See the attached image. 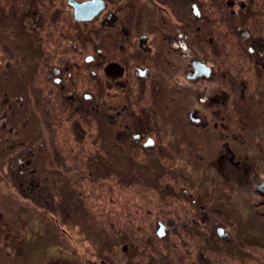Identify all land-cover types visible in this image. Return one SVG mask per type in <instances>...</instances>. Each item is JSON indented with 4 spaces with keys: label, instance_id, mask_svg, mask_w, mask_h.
<instances>
[{
    "label": "flooded vegetation",
    "instance_id": "flooded-vegetation-1",
    "mask_svg": "<svg viewBox=\"0 0 264 264\" xmlns=\"http://www.w3.org/2000/svg\"><path fill=\"white\" fill-rule=\"evenodd\" d=\"M175 117L190 128L183 147L201 172L191 179L246 190L264 228V0H0V197L7 181L34 208L63 212L70 180L84 204L88 180L112 173L121 140L145 164ZM90 129L86 157L72 144ZM62 136L80 150L75 161ZM185 193L204 215L193 222L232 242L225 204ZM174 226L190 224L166 234Z\"/></svg>",
    "mask_w": 264,
    "mask_h": 264
},
{
    "label": "rangeland",
    "instance_id": "rangeland-1",
    "mask_svg": "<svg viewBox=\"0 0 264 264\" xmlns=\"http://www.w3.org/2000/svg\"><path fill=\"white\" fill-rule=\"evenodd\" d=\"M212 6V10L216 8ZM229 121L234 129L235 117L229 115ZM165 128L160 129V153H149L145 164L137 160L144 156L130 153L129 139L121 140L125 147H117L120 154L114 156L112 173L99 172V182L88 180L85 185L82 196L86 203L75 200L68 180L66 211L55 209L56 204L47 205L51 210L34 208L30 196L17 191L16 185L8 189L11 182H4L0 197V264H264V228L257 225L259 220L254 219L253 207L246 201L249 193L234 183L231 191L219 187L212 191L211 183H198L201 172L191 171L189 149L183 147L189 143L187 122L181 124L175 117V125ZM94 132L86 131L84 141L72 144H83L79 148L86 157H90L92 147L85 142L94 141ZM71 135L78 137L77 131ZM63 140L62 136L57 142L71 151L69 159L75 161L73 155L77 151L81 154L80 150L72 151V145L62 144ZM84 161L81 158L77 163ZM87 164L92 165L89 161ZM176 167H180L179 173ZM6 168L4 165L5 174ZM107 174L111 175L102 178ZM186 190L194 192V198L208 196V204L213 196L225 204L227 219L223 222L228 225L232 242L220 241L215 226L205 228L193 222L204 215H197L199 210ZM159 221L169 226L186 221L190 226L178 230L172 227L160 237ZM202 252L204 262L200 260Z\"/></svg>",
    "mask_w": 264,
    "mask_h": 264
},
{
    "label": "water",
    "instance_id": "water-1",
    "mask_svg": "<svg viewBox=\"0 0 264 264\" xmlns=\"http://www.w3.org/2000/svg\"><path fill=\"white\" fill-rule=\"evenodd\" d=\"M168 228H170V227L167 226V225H165V224H163V223H160V225H159V229H158V231H157L158 236H160V237L165 236L166 231H167ZM174 228H175V226L173 227V229H174Z\"/></svg>",
    "mask_w": 264,
    "mask_h": 264
}]
</instances>
